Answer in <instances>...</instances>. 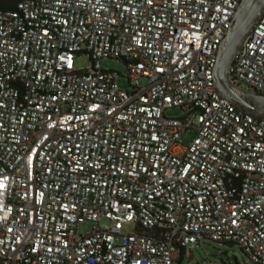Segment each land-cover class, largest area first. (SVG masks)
Here are the masks:
<instances>
[{
    "label": "built area",
    "instance_id": "1",
    "mask_svg": "<svg viewBox=\"0 0 264 264\" xmlns=\"http://www.w3.org/2000/svg\"><path fill=\"white\" fill-rule=\"evenodd\" d=\"M241 1L19 0L0 10V255L174 264L205 239L264 264V119L215 88ZM82 56L90 63L79 68ZM110 58L126 71L105 68ZM230 76L264 91V10ZM85 221L95 225L82 234Z\"/></svg>",
    "mask_w": 264,
    "mask_h": 264
},
{
    "label": "water",
    "instance_id": "2",
    "mask_svg": "<svg viewBox=\"0 0 264 264\" xmlns=\"http://www.w3.org/2000/svg\"><path fill=\"white\" fill-rule=\"evenodd\" d=\"M264 10V0H242L235 19L222 40L215 67V88L224 98L235 105L238 111L264 119V91L250 90L235 83L230 76V67L237 51L250 29ZM0 264H25L11 261L0 255Z\"/></svg>",
    "mask_w": 264,
    "mask_h": 264
},
{
    "label": "rangeland",
    "instance_id": "3",
    "mask_svg": "<svg viewBox=\"0 0 264 264\" xmlns=\"http://www.w3.org/2000/svg\"><path fill=\"white\" fill-rule=\"evenodd\" d=\"M90 63L88 57L82 56L77 59V66L84 68ZM105 68L116 69L120 72L126 71L124 62L116 59H105L103 62ZM146 79H141V83L145 84ZM121 87L129 88V82L125 77L118 79ZM168 115H179V108H172L167 111ZM194 135L192 129L188 130L184 135L185 143H189ZM95 223L92 221H85L79 225V232L82 234L90 232L94 228ZM101 227H118L121 231L131 232L136 228L134 222L117 223L108 219H102L99 223ZM174 264H255L252 262L240 246L236 243L227 244L220 243L213 240H202L200 244L190 246L188 252L183 254L182 258Z\"/></svg>",
    "mask_w": 264,
    "mask_h": 264
},
{
    "label": "trees",
    "instance_id": "4",
    "mask_svg": "<svg viewBox=\"0 0 264 264\" xmlns=\"http://www.w3.org/2000/svg\"><path fill=\"white\" fill-rule=\"evenodd\" d=\"M19 0H0V10L13 8ZM227 244H233L234 242H226Z\"/></svg>",
    "mask_w": 264,
    "mask_h": 264
}]
</instances>
